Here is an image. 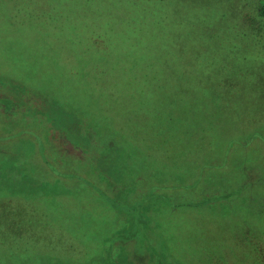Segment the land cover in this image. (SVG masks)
<instances>
[{
	"label": "rangeland",
	"instance_id": "374dc122",
	"mask_svg": "<svg viewBox=\"0 0 264 264\" xmlns=\"http://www.w3.org/2000/svg\"><path fill=\"white\" fill-rule=\"evenodd\" d=\"M113 1L0 0V244H14L9 250L16 251L17 264L37 257L51 264L57 258L62 264H104L107 250L113 264H129L127 258L153 264L150 253L137 251L133 239L127 240L129 226L144 211L128 202L127 190L134 192V179H143L141 195L153 183L177 184L159 182L160 176L151 180L146 169L154 165L191 185L168 190L171 203L182 206L163 203L158 217H150L155 246L170 249L182 264H264L261 203L238 201L240 195L225 202L211 198L206 207L190 202L220 194L209 184L204 193L192 187L201 164L224 171L228 141L247 144L264 133V20L257 16L264 0H192L195 7L210 6L212 13L196 8L191 15L210 23L222 57V67L206 81L195 79L196 57L186 62L177 42L169 48L181 66H128L124 29H103L114 35L112 40L95 43L106 18L99 24L90 18L99 7H116ZM214 17L220 20L209 22ZM177 74L184 78L180 83ZM158 80L177 92L171 103L174 117L196 106L220 120V137L213 146L205 144L200 159L187 148L186 159L172 158V163L163 159L167 147H150L146 130H162L151 115L155 104L165 102ZM213 106L223 112L218 115ZM114 150L118 165L110 170L100 157ZM233 152L255 153V164L245 154L229 160L230 168L245 171L237 188L252 197L248 185L264 180V140L236 145ZM128 166L137 170L128 173ZM212 210L221 212L215 216ZM21 232L27 233L22 240ZM9 250L0 249V264L11 256Z\"/></svg>",
	"mask_w": 264,
	"mask_h": 264
},
{
	"label": "trees",
	"instance_id": "16d2710c",
	"mask_svg": "<svg viewBox=\"0 0 264 264\" xmlns=\"http://www.w3.org/2000/svg\"><path fill=\"white\" fill-rule=\"evenodd\" d=\"M77 1L90 3L94 0ZM191 2L192 0H115L113 1V3L116 5V7H113V10L110 9V11H106L103 8L99 7L96 11L97 16L90 18L92 23L97 20L98 24L103 18H106L105 26L100 28L102 31L95 35L97 37L94 41L95 43H98L102 42V39H108L110 35H108V33L106 32H103V29L127 30V33L125 34H127L128 66L130 65V63L134 65H167L169 63H176L175 65L181 66L175 58V53L169 48V46L177 42V45L180 46V48L178 46L177 51H179V49L181 50L180 53L182 54L186 62H188L189 57H196L197 64L193 65L194 67L191 68L194 69L195 79L197 81L200 79H204L202 81L211 79L213 77L214 71L219 69V67L221 66L220 62L222 60V57H220V53L215 46L210 32L208 31V26L210 25V23L209 25L208 23H202V21L194 18L191 14L193 13L192 9L194 10L196 8L198 10L204 8L205 12L208 14L212 13V10L210 6L195 7ZM114 13H116L115 16L113 15ZM257 16L260 19L264 20V5L258 8ZM208 20L209 22H212L214 20L219 21L220 19L214 17ZM112 36L114 35L110 36L111 40ZM182 78L183 76L177 74L179 83L180 81H182ZM146 79L148 81L154 82V80H157V77L155 76L154 80H152L150 76L146 75ZM218 79H223L222 74L218 77ZM164 82L162 80H158L157 86L158 89L161 90L162 95L165 98V102L161 105L155 104L154 112L151 113L153 122L157 124L162 130H158V133L146 130L148 133V143L150 147H154V150L156 148L161 150L159 146H162L163 148L167 147V153L163 152L162 154L163 159L169 162H172V158H174V160L178 158L186 159L185 155L187 154V148H191L193 159L198 158L201 151H203L206 143H210V145L213 146V140L220 137V133L217 131L218 128H222L219 124L220 120H216V115L214 113L210 112L202 114V112L197 111V108H201H196L195 104V108L193 109L194 112L191 110V112L189 113L187 110V115L184 114L174 117L173 114L175 112V109L171 108V103L172 98L176 95L177 92L173 88L169 87L166 82ZM180 85L183 86V84ZM189 108L190 107H188V109ZM213 109L215 110V112H218V115L223 112L222 108L218 110L213 106ZM259 135L260 134L258 133L254 134L253 137H251L252 141L247 144H242L235 139L231 140L230 142L228 141V144L225 145V152L223 155V157L226 156L224 161L228 169L224 168L225 170L222 171L223 168L221 166L212 165V167L210 168L207 166L204 167V165L201 164L198 173L199 177H196V179H194L192 187H194V189H196L197 191L204 193L207 188L204 187L209 184L212 187L211 190H213V188L215 187L219 189L214 193L220 194L214 195V197L210 198L200 197L199 199H195L194 201L190 202H194V205L197 207L201 205V207H203V205L204 207H206L208 203L211 202V198L225 202L230 201V199H232L231 196L233 195L236 198L237 195H240L237 198L238 201L241 198L244 201H250V203L254 205H256V203L260 205L261 203L264 206V180L260 178L256 180L254 184L248 185L247 188L251 187L253 191L252 194L255 195H253L252 197H243V194H247V189H239L237 188V184L240 183V179L243 178L242 176L244 175L245 171L240 170L239 167L236 166H234L235 168H230L231 166L229 163L230 156L232 157L234 155L232 161L233 163L244 154L246 160L250 157L249 159L254 162V152L236 153L238 152L236 151L234 154L233 150L236 145L245 148L254 144L256 140H264V133L261 135V137H259ZM0 136L3 137L1 132ZM113 145L119 146L117 141H115ZM131 154L132 156H134L133 152ZM239 154H242V156L238 157ZM100 158H104V162L110 170H115L117 168L118 163L115 157V150L114 154H111L109 151H107L105 155L101 156ZM206 160L207 159H204V161ZM255 163L257 162H254V164ZM151 166L152 167L146 169L151 174V180L156 176H160V179H157V181L159 182H162L161 179H164L165 182L167 179H169V181L176 180L175 183L177 184H174L172 186H160L159 184L153 183L148 189L142 188L143 191L141 195L138 190L139 188L141 189L140 184L142 182L141 180L143 179L138 180L134 179L133 177L134 182H131L130 186L132 187V190H134V192L132 193L127 190V197L131 198L128 200V202L139 203L137 207L140 208L141 211L144 206V211H141L138 214V218L135 219V221L129 226L127 230V240L133 239L134 246L137 251L144 250L150 253L153 264H176L178 262H181L180 264H182L183 262L180 261L181 259L179 260L176 256L172 255L173 252H170V249L166 247L162 249L161 247H157L154 245L153 241L149 237V231L152 232L154 227L149 224V221L153 223L150 217H152V214L155 217H158L161 212L160 208H164L165 204L168 207H177V205L182 206L183 203L176 205L171 203L170 200L173 199V197L169 195V189L172 191L185 190L191 185L186 184V182L188 181H185L184 177H181L179 179L177 178L178 175L168 172L164 168L159 170L157 167H154V165ZM132 167L135 166L127 168L128 173L137 170L136 168ZM206 167L208 168L209 172H206ZM263 168L264 167H262V169ZM142 170L143 169H141L140 172ZM154 181H156V179ZM256 187H260L261 189L256 190ZM225 190L230 193H224ZM144 197H146L147 201L145 203L141 201L145 199ZM144 204H148L149 206L147 207V205ZM131 208L132 209L130 210L134 211V206ZM220 212L221 211L218 212L217 210L211 211V213L215 214V216H219L216 214H220ZM6 213L8 212L6 211ZM10 216L11 213L8 215V217L10 218ZM143 223H147L145 229L149 228V230H143ZM7 231L9 235L12 234V230L10 228ZM20 234L22 235L21 240L24 239L23 237H25L23 235H27L26 232H21ZM13 245L14 244L7 245L5 242V244H0V249L9 250V248L13 247ZM15 252L16 251L13 249L9 250L11 256L4 260V264H17L16 257H13V254ZM34 257L36 256L34 255ZM108 257L109 254L107 250L104 258V264H113L111 259L108 260ZM49 261L50 260H47L44 257H37L34 258V261H32L31 258L30 260L26 262L23 261L21 263L51 264ZM62 263H64V261L60 260V258H57L54 261V264ZM127 263L134 264L128 261V258Z\"/></svg>",
	"mask_w": 264,
	"mask_h": 264
}]
</instances>
